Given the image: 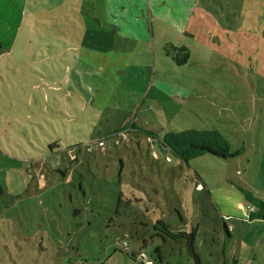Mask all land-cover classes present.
<instances>
[{"label":"rangeland","instance_id":"obj_1","mask_svg":"<svg viewBox=\"0 0 264 264\" xmlns=\"http://www.w3.org/2000/svg\"><path fill=\"white\" fill-rule=\"evenodd\" d=\"M188 1L147 49L101 0H0V264H196L156 219L199 264H264V0Z\"/></svg>","mask_w":264,"mask_h":264},{"label":"crops","instance_id":"obj_2","mask_svg":"<svg viewBox=\"0 0 264 264\" xmlns=\"http://www.w3.org/2000/svg\"><path fill=\"white\" fill-rule=\"evenodd\" d=\"M142 1L144 6L140 7L139 2ZM192 7L193 4L188 0H101L104 22L114 26L120 36L127 39L129 43L127 46L145 45L147 49L150 42H153L151 15L159 20V23H165L167 28L183 30V25L192 14ZM3 46L0 42V53ZM236 205L238 209L241 208L235 202Z\"/></svg>","mask_w":264,"mask_h":264},{"label":"trees","instance_id":"obj_3","mask_svg":"<svg viewBox=\"0 0 264 264\" xmlns=\"http://www.w3.org/2000/svg\"><path fill=\"white\" fill-rule=\"evenodd\" d=\"M169 45V47H171L172 49H174L177 53L172 55V58L173 60L178 64V65H182L184 64L185 62H187V60L189 59V50L186 46L184 45H181V46H174L172 44H167ZM166 54H169L168 51H166ZM37 54H35L36 56ZM35 58V57H34ZM31 62H37L35 59H32ZM132 129V126H128V125H124L122 126L121 128H116L114 129L109 135H118L120 133H122L123 131H126V130H131ZM141 131H143L144 133H146L147 137L149 138H153L155 137L159 142H162V139H164V143L165 145H167L170 150L172 151V153H174L177 157H180L184 160H187L186 158L187 157H191V156H195L197 154H200V153H204V152H207V153H211L213 155H221V156H227V154H221L222 151H219L217 149L218 148H222V149H226L224 144L222 143H218V142H213L209 137L205 138L204 141H202V143H195V142H192V141H189L188 144H189V149H192V150H187L189 151V154L188 156H185L183 155L184 151H185V146L183 143H180L181 141H168V137L165 135L163 136L161 139L157 137V135H155L153 132H150L149 130H142L140 129ZM99 139H104L105 140V136L103 137H99ZM183 140V139H182ZM56 142H52L49 146H50V149H53L55 148L54 146L56 145L55 144ZM187 143V142H185ZM156 225H161L162 227L160 229L156 228ZM223 232L227 235H229V228L226 226L225 223H223ZM154 229H157V230H160L162 231L166 236H169L171 238H174V239H178V238H186V246H187V250L189 251V253L191 255L194 256V259L196 261V264H199V258L197 257L196 255V252L194 250V246H193V242H194V239H195V229L192 228L190 232H185V231H177V232H172L171 230H169V228H167V225L159 220V219H156L155 221V224H154ZM131 256L133 258H135L136 256L134 255V253L131 252ZM237 261L235 258H232V264H236Z\"/></svg>","mask_w":264,"mask_h":264},{"label":"built area","instance_id":"obj_4","mask_svg":"<svg viewBox=\"0 0 264 264\" xmlns=\"http://www.w3.org/2000/svg\"><path fill=\"white\" fill-rule=\"evenodd\" d=\"M104 142H105L104 139H98V140H97V145H98V146H99V145H103ZM88 150H90V147L88 148ZM197 186H198V187H201L200 184H198ZM140 255L143 256L144 254L141 253ZM150 263H151L150 260H146V264H150ZM236 264H237V263H236Z\"/></svg>","mask_w":264,"mask_h":264}]
</instances>
